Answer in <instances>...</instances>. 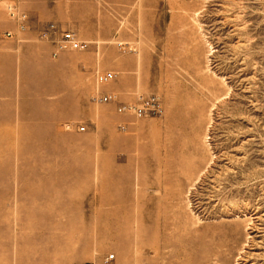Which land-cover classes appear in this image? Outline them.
Returning <instances> with one entry per match:
<instances>
[{"label":"rangeland","instance_id":"374dc122","mask_svg":"<svg viewBox=\"0 0 264 264\" xmlns=\"http://www.w3.org/2000/svg\"><path fill=\"white\" fill-rule=\"evenodd\" d=\"M37 1L0 0V264H264V0Z\"/></svg>","mask_w":264,"mask_h":264},{"label":"built area","instance_id":"2783aa9c","mask_svg":"<svg viewBox=\"0 0 264 264\" xmlns=\"http://www.w3.org/2000/svg\"><path fill=\"white\" fill-rule=\"evenodd\" d=\"M9 15L14 19L19 30H25L27 27V14L22 12L17 4H13L8 7ZM54 31L55 34H59V40L57 41L58 50L63 49H79L84 50L89 46V43L85 40H81L72 30H58L55 24L50 25L49 31ZM14 33L11 30H5L0 34V37H12ZM116 73L113 71H107L101 74L100 78L104 81L113 79ZM99 100L103 102L118 101L117 95L107 93L102 95ZM117 110L121 113L132 114L137 117L147 116H161L164 113V106L159 96L152 94L149 96H140L133 102H117ZM81 130L85 129L84 126L80 127ZM113 256H111L112 258Z\"/></svg>","mask_w":264,"mask_h":264},{"label":"crops","instance_id":"0c3cea01","mask_svg":"<svg viewBox=\"0 0 264 264\" xmlns=\"http://www.w3.org/2000/svg\"><path fill=\"white\" fill-rule=\"evenodd\" d=\"M48 3H49L48 1H44L43 6L47 8L46 5ZM75 3H76V0H55L51 2L49 6V9L51 10V14L49 17L53 19H59L62 16H65L66 14L70 12V10H72L75 7ZM38 5H41V4L37 0H25L24 2V7H26L28 11H30L31 13H33L32 9ZM90 19H92V14H91Z\"/></svg>","mask_w":264,"mask_h":264},{"label":"bare ground","instance_id":"6f19581e","mask_svg":"<svg viewBox=\"0 0 264 264\" xmlns=\"http://www.w3.org/2000/svg\"><path fill=\"white\" fill-rule=\"evenodd\" d=\"M54 89H55V87H50L49 89H47L44 93H46V92H48V93H52L53 91H54ZM45 90V89H44ZM41 91H43V89L41 90ZM55 104V103H54ZM45 114V116H46V114L48 115V116H50V115H52V117H54V114H55V112H53V111H50V112H47V113H40V114H37V117H40V116H42V115H44ZM43 117V116H42ZM112 168V167H111ZM111 183V182H110ZM107 184V183H106ZM109 186V185H108ZM109 188V187H108ZM107 194V193H106ZM105 193L102 195V198H101V200L103 201V203H111L113 200H112V198L111 197H109L108 195H106ZM116 195V194H115ZM115 198H117V197H115ZM114 201H115V199H114ZM141 210V209H140ZM139 210V211H140ZM123 212V211H122ZM102 213H103V215H105L106 216V213L108 214H112L113 216H118V214H120L121 213V210L119 209V208H117V209H112V210H107L106 212H104V211H102ZM139 213H141V212H139ZM108 214V215H109ZM107 215V216H108ZM109 217H111V216H109ZM106 218V217H105ZM109 219H111V222H112V218H109ZM116 220H118L117 218H116ZM115 220V221H116ZM118 222V221H117ZM116 226V225H115ZM166 226H164V228H165ZM155 228V227H154ZM163 228V229H164ZM160 229V228H159ZM159 229H157L158 231H159ZM166 229H167V227H166ZM166 231V230H165ZM155 232V231H154ZM156 233V232H155ZM154 237H156V235H154ZM158 237V236H157ZM142 239V238H141ZM140 239V241H139V244L141 245V252H143V251H146V252H148L149 251V249H151L152 251H157V249L160 247L159 245H156V246H154V247H152V248H149V249H147L146 248V246H145V243H142V240ZM138 243V242H137ZM142 243V244H141ZM156 244V243H155ZM139 245V246H140ZM157 246H159V247H157ZM140 248V247H139ZM144 254V253H143ZM216 256H217V254H216ZM139 257V256H138ZM141 257V256H140ZM140 260V259H139Z\"/></svg>","mask_w":264,"mask_h":264}]
</instances>
